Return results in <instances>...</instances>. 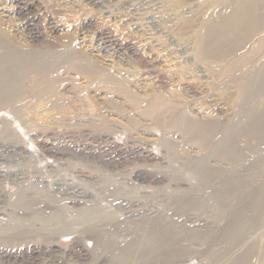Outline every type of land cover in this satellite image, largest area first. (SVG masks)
Listing matches in <instances>:
<instances>
[{"label":"rangeland","instance_id":"rangeland-1","mask_svg":"<svg viewBox=\"0 0 264 264\" xmlns=\"http://www.w3.org/2000/svg\"><path fill=\"white\" fill-rule=\"evenodd\" d=\"M7 53L0 264H264V0H0Z\"/></svg>","mask_w":264,"mask_h":264},{"label":"bare ground","instance_id":"bare-ground-1","mask_svg":"<svg viewBox=\"0 0 264 264\" xmlns=\"http://www.w3.org/2000/svg\"><path fill=\"white\" fill-rule=\"evenodd\" d=\"M249 26H250L249 28H253L254 27L253 24H249ZM5 44H9V40H5ZM121 52H123V51H121ZM16 55L17 54H15V53H7L4 56V58H6V63H7L6 65L9 64V67L5 71L4 69H6V66L3 68L4 65H1L0 64V70H2V69L4 70L3 75L0 76V80L5 79V78H6V80L7 79L10 80V76H11L13 78V81H16L17 82V77L20 74V71H23V69H24V64H21L20 63L21 61L20 60H17ZM261 121L262 120H260L259 118L257 119V122L260 124L261 127H263L264 126V123L262 122L263 123L262 124ZM92 232H94L95 234H91ZM96 232L97 231H95L94 229H92V231H90V234H88L87 239H92V235L96 236L98 234ZM157 233L158 232H155V233L154 232H150L149 233L150 235H153V237L152 236H149V238L152 239V240L150 242H147L146 245H144V247H143L144 249L143 250H145V252L148 251L151 254L155 247H156V249L162 247V242H160V240H159L160 238L156 235ZM137 244H143V241L142 240H137L136 241V245ZM120 256L123 257L124 255L122 254ZM57 264H63V263H57Z\"/></svg>","mask_w":264,"mask_h":264}]
</instances>
